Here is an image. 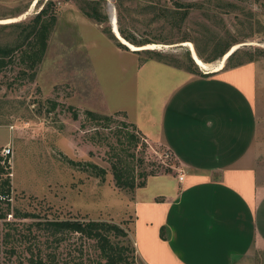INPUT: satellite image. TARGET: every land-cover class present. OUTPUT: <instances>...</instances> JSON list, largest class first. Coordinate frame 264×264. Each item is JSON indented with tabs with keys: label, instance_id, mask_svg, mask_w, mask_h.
Returning a JSON list of instances; mask_svg holds the SVG:
<instances>
[{
	"label": "rangeland",
	"instance_id": "1",
	"mask_svg": "<svg viewBox=\"0 0 264 264\" xmlns=\"http://www.w3.org/2000/svg\"><path fill=\"white\" fill-rule=\"evenodd\" d=\"M34 1L37 3L32 6ZM46 1L0 0V47L21 46L22 25ZM52 1L57 21L34 79H21L26 67L17 59L0 65V151L6 145L12 149V155L5 159L11 194L9 214L4 220L12 225L0 222V264H31L25 250L30 243L40 249L34 250V259L38 254L42 258L40 264L103 262L93 241L77 234L48 236L35 226L30 228L36 219L23 218L24 213L37 215L40 220L118 224L127 229L134 247L131 210L135 200L132 203L131 198L138 188H116L114 164L126 169L136 184L145 182L140 187L143 197L164 194L175 185V179L167 175L177 176L179 165L168 150L148 144L122 115H99L110 117L105 122L91 119L86 115L88 110L76 107L79 101L86 108L99 109L107 101L131 111L137 99L157 105L156 98L149 97L145 71L139 73L138 86L136 81L138 64L134 66V61L139 57L143 61L148 55H118L112 50L116 42L106 34L108 29L113 35L109 23L112 11L118 28L154 45V49L146 50L180 61L185 60L186 53L190 56L186 42L207 59L214 57L218 45L228 47V51L236 47L238 57L227 66L224 62L219 71L244 65L258 67V102L264 97V89L259 90L264 82V0ZM84 2L91 6L99 3L107 21L98 24L83 16L80 9L86 6ZM14 18L17 21L4 22ZM18 22L22 25H11ZM240 59L252 61L231 68ZM263 104L258 103V112ZM130 135L136 137V143ZM98 170H105V175ZM1 207L5 209L6 204ZM14 213L17 218L12 216ZM6 232L9 239L4 237ZM51 257L53 262L49 261ZM134 264H144L136 253ZM253 264H264V255L257 256Z\"/></svg>",
	"mask_w": 264,
	"mask_h": 264
},
{
	"label": "crops",
	"instance_id": "2",
	"mask_svg": "<svg viewBox=\"0 0 264 264\" xmlns=\"http://www.w3.org/2000/svg\"><path fill=\"white\" fill-rule=\"evenodd\" d=\"M112 50L135 54L116 45ZM135 64L137 86L145 71L156 106L137 99L131 111L107 101L96 109L76 100V107L122 114L148 144L162 146L178 162L179 174L167 175L175 179L173 189L146 198L138 188L132 195L138 258L144 264H253L264 255V108L256 110L264 97L258 102V67L199 76L140 57Z\"/></svg>",
	"mask_w": 264,
	"mask_h": 264
},
{
	"label": "trees",
	"instance_id": "3",
	"mask_svg": "<svg viewBox=\"0 0 264 264\" xmlns=\"http://www.w3.org/2000/svg\"><path fill=\"white\" fill-rule=\"evenodd\" d=\"M85 4L86 6L80 9V12L83 14V16L95 21L98 24L105 23L107 21L106 15L102 14L100 12L99 6H97L99 3H97V5L96 3H93L94 6L88 5V3ZM56 21L57 17L55 14L53 1L47 0L46 3L43 4L39 11L34 15V17L30 19L26 24L22 25V23L20 22L12 23L11 25L14 26L22 25L23 40L21 46L9 48L0 47V65L5 60L17 59L20 64H23L26 67L25 69H23V71H21V79L29 78L32 81L35 76V70L38 62H40L42 56L45 54L48 36ZM118 31L124 40L134 46L141 47L150 43L147 40H137L136 37L127 33L121 28H118ZM106 34H108L110 39L115 40V45L117 47L129 51L127 47L122 45L113 35H111L108 29L106 30ZM195 52L196 54H198L197 56L201 60H205L206 62L210 63L211 61L223 57L228 52V47L220 48L219 45L216 46V53L214 57L209 59L203 58L197 49ZM239 52L240 51L236 50L227 58L226 66L230 61H232V59H234V57H238L237 55ZM133 53L147 54V59L143 60L142 62L155 60L177 69L185 70L190 74L207 76L206 74H202L198 70L197 66L189 56V53L185 54L184 61H180L175 57L170 58L163 53L154 52L152 50L133 51ZM249 55L251 56V53H249ZM250 61L252 60L249 59L248 61H242V59H240L239 63L233 65L231 68L241 66L245 62ZM115 114L122 115L120 113ZM86 115L94 120H102L105 122L110 121V117L99 116L91 111H86ZM131 126L134 127L132 124ZM134 129L136 128L134 127ZM130 140L136 143V137H132L130 135ZM168 153L170 156L172 155L171 152L168 151ZM6 158L0 156V222H5L4 220L9 214V199L11 194L10 173L8 172L9 166L7 164V161L5 160ZM98 172L102 174L104 173V175L106 173L105 170H98ZM112 176L114 186L118 189L134 190L135 188H140L145 185L144 181L136 184L133 177L128 176L126 169H124L123 167H119L117 164L112 165ZM150 176L154 175L150 174ZM1 204H6V208L3 209L1 207ZM12 216L16 218L18 217V215L15 213ZM22 217L35 218L36 221L30 223V228L35 226L39 231H43L48 236L56 237L65 236L68 234H77L93 241L95 249L99 252V258L103 261L97 264H134V255L136 253L135 247H133L131 243L127 229H124L118 224H114L108 221H81L78 219L40 220L37 219V215L31 213H24ZM5 223L6 226L12 225V223L9 222ZM163 230V228L160 229L161 239H165ZM4 237L5 239H9V233L6 232ZM25 250L29 254V261L31 264H40L42 262L40 254H38L36 260L34 259V250L40 251V249L33 248V245L30 243L29 245H27V249ZM49 261L53 262V258L51 257Z\"/></svg>",
	"mask_w": 264,
	"mask_h": 264
},
{
	"label": "bare ground",
	"instance_id": "4",
	"mask_svg": "<svg viewBox=\"0 0 264 264\" xmlns=\"http://www.w3.org/2000/svg\"><path fill=\"white\" fill-rule=\"evenodd\" d=\"M37 3V1H34V3L32 4V6H35V4ZM31 9V8H30ZM26 13V12H25ZM26 15V14H25ZM23 16V15H22ZM17 21L16 18L14 19H8V20H4V22H14ZM110 24L112 25L111 28V32L113 33L114 37L120 42L122 43V45H124L125 47H127L130 51H134V50H140V49H150L153 48L154 45L152 44H147L145 46H141V47H137L134 46L132 44H130L129 42H127L126 40H124L119 31H118V26H117V21H116V17L114 12L112 11L110 14ZM156 45V44H155ZM184 45L188 48V51L190 52V55H192L193 57V62L195 63V65L202 70L203 72H217L219 70H221L224 66V62H226L225 60L230 56H228V54L230 53V50L218 61L210 64V63H205L203 62L196 54V50H194V47L192 46L191 43L186 42L184 43ZM236 47H233L232 49H235ZM154 49V48H153ZM236 50V49H235Z\"/></svg>",
	"mask_w": 264,
	"mask_h": 264
},
{
	"label": "built area",
	"instance_id": "5",
	"mask_svg": "<svg viewBox=\"0 0 264 264\" xmlns=\"http://www.w3.org/2000/svg\"><path fill=\"white\" fill-rule=\"evenodd\" d=\"M12 155V149L9 145H6L2 148V150L0 151V156L1 157H10ZM183 179V175H179L178 176V180L181 181Z\"/></svg>",
	"mask_w": 264,
	"mask_h": 264
},
{
	"label": "water",
	"instance_id": "6",
	"mask_svg": "<svg viewBox=\"0 0 264 264\" xmlns=\"http://www.w3.org/2000/svg\"><path fill=\"white\" fill-rule=\"evenodd\" d=\"M109 23H110V20H109ZM110 26H111V28H112V25L110 24ZM122 44V43H121ZM236 49V48H235ZM235 49H230V53L228 54V56L235 50ZM141 50H146V49H140V50H134V51H141ZM191 56V58H192V60H193V57H192V55H190Z\"/></svg>",
	"mask_w": 264,
	"mask_h": 264
}]
</instances>
